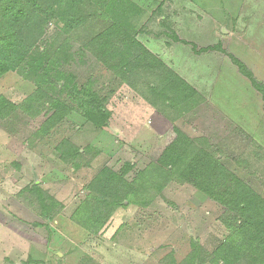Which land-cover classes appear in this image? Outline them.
Masks as SVG:
<instances>
[{
  "label": "rangeland",
  "instance_id": "1",
  "mask_svg": "<svg viewBox=\"0 0 264 264\" xmlns=\"http://www.w3.org/2000/svg\"><path fill=\"white\" fill-rule=\"evenodd\" d=\"M106 1L83 0L92 17L68 32L58 20L46 25L24 62L0 76L12 107L0 112V264H225L227 253L229 264H264V241L240 243L239 216L197 189L183 164L149 176L176 130L264 200L263 102L232 62L236 45L263 31L264 0H190L209 12L205 23L202 12L178 20L182 0H127L136 7L129 33L179 78L182 60L203 57L208 79L194 64L189 76L200 73L203 85L187 83L203 94L188 97L184 88L162 93L152 72L121 75L85 48L114 20L124 24ZM37 54L57 62L51 82L38 80ZM252 65L263 84L264 67ZM60 73L67 80L56 82ZM92 102L108 114L102 126L86 116ZM104 169L125 184L103 190L94 179Z\"/></svg>",
  "mask_w": 264,
  "mask_h": 264
},
{
  "label": "trees",
  "instance_id": "2",
  "mask_svg": "<svg viewBox=\"0 0 264 264\" xmlns=\"http://www.w3.org/2000/svg\"><path fill=\"white\" fill-rule=\"evenodd\" d=\"M82 2L83 0H0V76L15 70L24 62L26 56H29L27 54L31 49L33 37L40 36L44 27L52 21L58 20L63 23L65 32H68L76 28L80 22L84 24L87 19L91 18V9H83ZM102 7L107 12L110 11L119 17H126L124 24L119 20H114L107 29L93 35L88 41L85 48L90 49L97 60L115 72L120 70L121 75L138 70L152 72L159 84L163 86L162 93L166 92L167 88L175 92L184 88L188 91V95L185 97L196 94L193 88L169 70L156 56L149 53L135 39L134 35L129 33V14L136 8L132 3L127 0H107ZM36 58L37 62L31 66L35 72L37 70L42 72L41 75L37 74L38 80L41 83L51 82L48 80L50 65L55 66L57 62L53 60L49 61L50 63L44 62L45 67L43 68L45 56L37 54ZM232 62L237 66L239 73L250 82L252 88L261 95L264 107V85L257 82L252 73L239 61L232 58ZM44 77L45 79H42ZM54 78L56 82L61 79L67 80L62 73L55 75ZM155 89L158 88L155 87ZM93 101L95 102V100ZM94 102L87 108L86 116L94 125L102 126L105 124L108 114L102 106L96 105ZM57 106L60 108L62 105L58 104ZM6 108L12 109L11 104L0 98V112L6 111ZM53 119L59 120V115H54ZM171 134L173 136L171 135L172 138L168 146L160 155L156 156L155 163L151 166L150 179L159 178L161 174L169 173L171 169L178 168L180 164H183L180 173L190 177L197 189L225 206L227 211L239 216L240 229L238 231L244 235L240 243L244 244L246 239H249L252 242L260 243V247H262L264 241V237H262L264 234V200L254 195L243 183L213 161L204 150L194 148L193 143L176 130H172ZM74 152L78 153L76 150ZM168 168H170L169 171H167ZM143 174L141 173V175ZM94 181L101 182L103 190L110 189L111 185L117 186V182L125 184L114 173L106 169L99 172ZM87 206L90 205L85 202L75 213H82L80 209H86ZM236 246L235 249L239 247V244ZM221 260L225 264L231 263L230 254L223 255Z\"/></svg>",
  "mask_w": 264,
  "mask_h": 264
},
{
  "label": "crops",
  "instance_id": "3",
  "mask_svg": "<svg viewBox=\"0 0 264 264\" xmlns=\"http://www.w3.org/2000/svg\"><path fill=\"white\" fill-rule=\"evenodd\" d=\"M182 2H183V5H181V7H180L181 8V10H180L181 11V15L179 14L180 16H178V20H180V19L181 20H183V19L185 20V19H187V16L189 17L190 15H193V16L196 15V17H197L198 16L197 14H200L202 12L201 16L203 17V22L205 23V20L210 15L208 11L204 10L200 6L196 7V6L192 5L190 0H182L181 3ZM210 11L213 12L212 9H210ZM162 17H164V16H162ZM196 17L194 18V20L192 19L193 21L191 23V24H193V28H194L193 29L194 32H193L192 35H194L196 38H198V37L202 36V31H203L202 29H203V25L204 24L202 25V27H200V24H198V22L196 20ZM179 23H180V21H179ZM215 25H217V24H215ZM215 25L213 27L210 26L207 30H209L210 33H212L211 32L212 28L214 30L217 27ZM262 29H263V31L261 33H259V36H258L257 40L256 41H252L253 44L251 42L243 40L239 45H236V48L234 49L235 50L234 52L231 51L232 54H233L232 56L234 57L233 59H236L237 61H239L241 64H243L251 72H253V70H252L253 67L252 66H254V65H252V64H254V63H258L259 65H262L264 67V57L260 53H257L254 50V48H256V47L259 48V47L262 46V45L259 44V42L261 41L260 40L261 38L264 39V24H263V28ZM152 44H154V43H152ZM181 51L182 50L179 48V49H176L174 51V53L177 56H181L184 53L183 51L182 52ZM238 52H241V53H238ZM194 56H196V55H194ZM202 58H203L202 56H196V57H194V59H191L190 57H186L185 60H182V63L180 62V65H181L180 67L181 68L179 70V74L185 80V81L183 80L185 83H188L191 86L193 84L194 87H197V86H195L196 84L203 85L202 82L204 80L202 79L200 73L197 72V74H193V77L189 76L190 75L189 72H193L191 66H193L194 64H195L196 67L203 66L205 68V71H206L205 77H206V79H208L207 78L208 77V75H207L208 67L204 65V63L202 62ZM187 62H189V66L188 67L187 66L184 67V64L187 63ZM190 63H191V65H190ZM235 67L237 68L236 65H235ZM237 70H238V68H237ZM199 77L201 78V80H200ZM262 79H260V80L262 82H264L263 81L264 79L263 80ZM195 91H197L200 94H203L202 90L196 89ZM212 91H214V90H212ZM35 252H39V251H35ZM35 252L34 253L30 252L31 255L29 257H31L33 259H34V257L37 258L36 255H35L36 254ZM40 255H41V253L39 252V256ZM60 256H61L60 254L57 255V257H60ZM34 261H36V260H34Z\"/></svg>",
  "mask_w": 264,
  "mask_h": 264
}]
</instances>
